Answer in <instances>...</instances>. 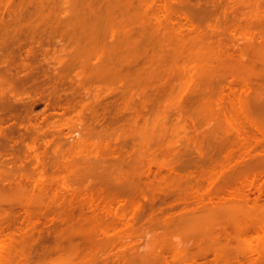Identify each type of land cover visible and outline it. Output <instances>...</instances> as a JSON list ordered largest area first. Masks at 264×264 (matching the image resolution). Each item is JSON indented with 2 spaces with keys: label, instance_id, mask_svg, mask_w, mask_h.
I'll return each instance as SVG.
<instances>
[{
  "label": "rangeland",
  "instance_id": "obj_1",
  "mask_svg": "<svg viewBox=\"0 0 264 264\" xmlns=\"http://www.w3.org/2000/svg\"><path fill=\"white\" fill-rule=\"evenodd\" d=\"M21 1L0 0V231L14 236V243L6 246L10 253L3 255L5 260L1 256L0 264L259 263L264 247L259 254L257 249L262 248L257 243L260 240L256 238L259 237L256 235L255 240L251 223L249 226L246 224L252 222H248L249 216L253 220L264 221V178L252 180L251 168L240 155L246 154L247 150L250 154L256 151L264 153V136L257 132V129H264V106L262 104L263 111L255 108V104L260 107V101L264 100V95L260 99L258 93H264V67L260 63L257 64L260 66L250 64L263 72L259 73L256 67L252 70L253 75L245 73L251 72L248 70L251 67L245 70V65L249 66L248 59L253 57L256 60L250 51L251 42H255V46L264 45V41L260 42L264 40V0H156L152 6L143 7H147L149 13H159L162 24L177 36L181 31V37L186 35L191 21L200 29L201 38L209 39L205 45L209 43L208 46H212L221 41L225 47L221 50L227 48L228 51H224H227L225 55L229 53L228 57L232 55L240 59L242 49L247 46L244 54L253 56L243 57L247 64L241 65L240 71L236 69L239 74L244 73V79L253 78L249 77L252 81L248 78L251 93L245 99L248 104L244 106L249 110L244 116L245 109L243 113L242 110L239 112L237 107L240 104L235 100L239 93L233 96L228 89L230 86L236 89L235 93L240 91L241 84L238 83L243 79L236 78L238 72H233L237 76L230 75L233 79L227 78L233 69L228 60L226 66L231 65V70H219L225 65L213 67V70L218 67L219 72L208 73L207 77L213 78L210 83L211 80L207 79L208 85L204 82L206 79H200L203 81H199L198 86L196 82L189 88L180 89L179 82L176 83L178 74H173L176 77L168 75L172 79L177 78L172 83L171 78L166 76V82L159 74L160 82H165L161 83L162 86L155 78L152 82H157L160 87L154 83H148L150 87L145 84L147 94H142L144 98L140 101L141 94L137 89L142 90L143 84L138 85L140 88L135 86L133 91L140 95L136 94L138 99L133 98L134 95L129 100L130 94H127L129 97L125 95V89L117 78L101 71L102 63L99 69L96 67L104 57L102 55H107L103 52L100 55L103 36L93 40L80 36L77 40V35H67V20L61 10L74 5L77 0ZM40 1L42 7L39 6ZM204 9L207 12L204 13ZM211 51L208 60L217 62L218 58L215 59V53ZM256 55L257 58L264 56ZM253 59L251 61L255 62ZM178 69L176 72L180 73L181 66ZM216 76L226 77L218 82ZM116 85L121 87L119 92L123 89L127 99L119 92L115 95L104 90L110 87L112 91ZM256 92L260 101L257 94L253 96ZM255 97L258 99L256 103ZM202 102L207 104L203 103L205 108ZM139 146L152 150L158 148L156 151L161 153L155 156L157 152L153 150L154 156H139V153L123 155L121 152L115 156L113 152L116 147L129 150ZM161 148L166 153L168 150L180 151L183 155L180 162L185 163L184 168L179 167V158L175 161L168 154L163 155L166 153ZM196 148L202 149L207 156L199 157ZM169 161L171 165L178 161L177 167L183 168L181 175L194 174L198 180L191 179L193 176L187 179L188 176L183 175L185 182L181 189L173 184L180 190L168 187V182L174 178L170 180L167 171L161 167L170 164ZM38 172L44 174V179ZM117 177L124 186L116 189V196V193L108 196L106 182L112 183ZM231 177L236 178L235 183L229 181L226 187L224 184V189L221 188L224 180ZM130 178L140 183L139 188L131 189L126 185ZM32 179L42 180L43 186L33 188ZM174 181L183 182L181 179ZM197 183L199 195L195 196L193 189ZM151 185H157L158 193ZM160 186L164 188L163 192ZM219 186L224 197L229 188L230 191L235 188L241 200L230 199L234 201L230 202L225 198L226 202L233 204L222 202L221 206H236L233 210L238 211L227 214L233 210H223L218 205L223 214L227 211V215L222 216L221 209L217 207L219 200L213 203L219 212L215 211L218 216L213 215L215 219L217 217V225L214 222L216 226H213L214 230L211 227V232L206 228L210 227L207 220L212 216L211 208L214 206L208 198L210 196L204 192L211 187L219 189ZM150 188L158 195L152 197L154 191ZM226 197L229 198L228 195ZM121 198L124 199L121 200L123 204L125 200L134 204L121 205L118 202ZM137 202L140 203L141 215L134 206ZM238 207L245 209L248 218L239 214L242 208ZM116 212L124 214L126 219L115 226L110 225L108 217ZM134 213L141 216L137 217L134 225L136 234L131 230L134 229L131 223L135 220L130 221L131 228L127 224ZM71 214L73 219H68ZM229 215L231 219L235 215L234 219L238 218L235 222L238 220L241 226L250 229L240 228L239 236L234 231L237 238L233 237L231 231L236 229L230 228ZM210 220L213 225V218ZM128 231L135 234L133 240L127 238L131 237L126 236ZM116 232L125 238H120ZM21 250L28 256L24 254L23 257L27 258L20 257L23 254Z\"/></svg>",
  "mask_w": 264,
  "mask_h": 264
},
{
  "label": "bare ground",
  "instance_id": "obj_2",
  "mask_svg": "<svg viewBox=\"0 0 264 264\" xmlns=\"http://www.w3.org/2000/svg\"><path fill=\"white\" fill-rule=\"evenodd\" d=\"M174 1H177V0H174ZM19 2L21 3L22 1L19 0ZM155 2H156V0H77V2L74 5H72V6L68 5V6L62 8V10H61V13H62L63 17H65V19L67 20V23H66L67 35H71V36L77 35V40L80 38V36H85L86 38H90L92 40L95 39V38H97V37H100V35L103 36V37H101V38H103V39H101V40H103V51H100L101 52L100 55H102L103 53H107V55L106 54H103L102 55V56H104L107 59H104V57H102V56H101L102 57L101 58L98 55L100 53L99 52L97 55L101 59L98 58V59H100L99 60L100 62H97L98 66H96V67L98 69L101 67L100 68L101 71H103V72L105 71V72H107V73H109L111 75H114L117 78V82L120 83V84H122V87H124V89H125L124 90V93H126L125 95L130 94L129 95L130 98H128L129 100H131V99H133L135 97H137V99H138V96H136L137 93H135V91H133V87L136 86L135 88H140V87H138V85L140 86L141 84H143V85H141V88H140L142 90H138L137 89V91L141 94V96H139V101H140V99L144 98V95L147 94V91L146 92L144 91L147 88L146 86L148 85V87H150V85L148 83H152L153 84L154 82H152V81H154V78H155V81L158 79L157 82L160 83V85L162 86V84H161L162 82H164V81L167 82V80L171 78V77H168V75L169 76L170 75L174 76L173 75L174 73H176V76L178 74L177 77H179V79L174 78V77H176V76H174L173 77L174 79H172V78L170 79V83H172L171 81H174L175 79H177L178 81L177 80H175V81H177L176 83L179 82V84H177V85H179V88L180 89L189 88L193 84H196V82H197L196 85L198 86V82L200 81L202 83V81L204 79H206V81H204V82L207 83L209 80L213 79L212 77H210V79L207 77L208 76V73L210 74V72L211 73L214 72V74H215V72L219 69L217 67L216 68L217 70H213V69H215V68H213L215 66H220V67L222 66L223 67L225 65L223 67L224 69L223 68H220L219 69V70L222 69V71L225 72L226 69H228L229 71L231 70V65H228V67L230 66V69L226 65L229 64V63L230 64H233L232 65L233 66V69H232L233 71L232 70H231L232 72L230 71L229 76L230 75L231 76L232 75L234 76L236 73L233 74V72L240 71V69L243 67V66L241 67V65L247 64V63H244L245 58H247V57L250 58L251 56H253L252 54H249V53L244 54V52H245L244 50L247 47L246 46L244 49H242L243 50V53L241 52L242 50L239 52V54L242 53V55L240 56V59H239V57H232V55L230 54L231 55L230 57L234 58V60H235V58L237 59V61L236 60L234 61V60H232V58L228 57L229 55L226 56L229 53H227L225 55V53L228 51L227 48L224 49V50H227L226 52L224 50H221V49H223L225 47H223L224 44H222V42L219 41V40L216 41L217 42L216 45L214 43V45L216 46V49H215V46L214 45L211 46V44H210L211 49L209 50V48H208V47H210V46H208L209 43H207L205 45V43L208 42L209 39H207V38L206 39H202L203 36L201 38V34L202 33L200 32V29H198V27L194 26L191 21H190L191 23L189 22V24H191L190 25V29L188 27L186 29L188 31V32L186 31L187 32L186 35L183 36V37H181L182 36V32H183V31H181V32L178 33L179 36H177L175 33L168 31L167 30V26L164 25V24H162V20H161L162 16L159 13L154 14V13H149L147 11V7L148 6H152ZM41 5H42V1L39 2V6H41ZM144 6H147V7L143 8ZM203 11H204V13H205V11L207 12V10H205V9ZM245 34L247 36L250 35L249 33H245ZM263 41L264 40L261 39L260 42L263 43ZM251 44L252 45L250 47L251 48L250 51H251V53L253 52V54L255 56L254 58H256V60H259L260 58L264 60V56H263V58H262V56L261 57H258V58L256 57L257 56L256 54H258V55L259 54L260 55L263 54L264 55V53H263L264 52V45L263 44H261V45L258 44L260 46L259 47L257 44L255 46V42L254 43L251 42ZM262 45H263V47H262ZM221 46H222V48H221ZM252 46L255 47V48H253ZM257 46H258V48H260V51H259L258 48H256ZM248 47H249V44H248ZM213 49L215 51H213ZM252 49H254V50L252 51ZM255 50L257 51V53H254V52H256ZM210 51L213 52V53H215L214 54L215 55V59L218 58V59H216L217 62L214 59H212L215 62L214 63V66H213V61L211 59H210L211 61L208 60L210 58L209 57ZM248 51H249V49H248ZM187 52H188V54H186ZM189 52H190V54H189ZM246 52H247V50H246ZM191 53H192V55H191ZM239 54H238V56H239ZM246 55H249V56H246ZM243 57H245V58H243ZM251 58L253 59V57H251ZM251 58L248 59V60L250 62H252V63H250L248 61L249 66L248 65H245L246 67L244 66L245 67V70H247L246 69L247 67L248 68L251 67V69L250 68L248 69V70H251V72L245 71L246 75L248 73H249V75H251V74L253 75L252 70L253 69H256L257 66H260L261 65V67L262 66L264 67L263 60L260 59L259 62H257L255 59H253V60H255V62H257L256 64H253L254 61H251L252 60ZM238 59H239V63L243 60L242 61V64L240 63L239 66H237L239 63H236V62H238ZM227 60L229 61V63H227ZM230 60L232 62L234 61L235 63L234 62L233 63L230 62ZM101 61H103V62H101ZM209 61H210V63H208ZM245 61L247 62V59ZM178 62H180V63H178ZM218 62L220 64H218ZM262 62H263V64H262ZM101 63H102V65H101ZM211 63H212V66H211ZM216 63L218 65H215ZM259 63H260V65H257ZM250 64L257 65V66H255V68H253L254 66L252 67V65H250ZM179 65L181 66V71H180V73H177L176 71L177 70L178 71L180 70V69H178V68H180ZM235 65L237 67H234ZM175 68H177V69H175ZM238 68H240V69L238 70ZM259 69H261V68H258L257 71L260 73L261 70H259ZM219 70L216 72V74L219 72ZM254 72H255V70H254ZM261 72H263V70ZM159 74H161V77L163 76L164 78L167 76L168 79H166L167 78L166 77L164 81L162 80V82H160L161 81V77H160ZM223 74H225V73H223ZM238 74H239V72H238ZM240 74L239 75L242 76V77H240L239 75H238V77H236V78L243 79V81L241 83H238V85L241 84V87L239 86L240 91H238V92L235 93L236 89L234 90V88L232 89V88H230V86L228 87V89H230L229 91H231V94H233V96H235L236 94L239 93V96L236 95V97H235V98H238V99H235V100H238V102H239L240 105L238 106L237 105L238 102L236 101L237 102L236 105L238 106V107L237 106L236 107L239 110V112H240V110H242L241 113H243V108L245 109V112L246 111L248 112V110H249V109H247L248 107L246 106L247 107L246 108L244 105L248 104L247 100H245V99L246 98L248 99V97L250 96V94H249V93H251L250 84H251V81L252 80L249 78L251 76L247 77V79H244L243 78V75H242L244 73L241 72ZM262 75H259V76H261V79H263L262 78ZM156 76H158L159 78L156 77ZM204 76H206V77H204ZM229 76H227V78H229V79L230 78H232V79L234 78V77H231V76L229 77ZM235 76H237V74ZM216 77L218 78L219 76H216ZM225 77L226 76H224V78ZM217 78H216V80H218V82H220L221 80L224 79V78L221 79V76L219 77L220 79L219 78L217 79ZM248 78L251 81H249ZM148 79H151V81L148 80ZM200 79H203V80H200ZM207 79H208V81H207ZM144 81H145V83H144ZM212 81L213 80L209 81V83L212 82ZM156 83H154V84L157 85V86H159V84H156ZM145 84H147V85L144 86ZM152 84H151V87L152 86L155 87V85H152ZM199 85H200V83H199ZM207 85H208V83H207ZM117 86L118 85H116V87L114 86L115 88L114 87L111 88V89H113L112 91L110 90V87H107L104 90L106 91V93H108L110 91V93L113 92L115 95H116V93L118 95V92H119V90H120L121 87L118 88L119 86L118 87ZM143 92H145V93H143ZM119 93H121L120 95L123 96L124 95L123 94V89H121V92H119ZM258 93H260L259 94L260 96L261 95H264L263 92H262L263 94L260 91ZM142 94H144L143 97H142ZM256 94H257V92L253 96H257L258 95V94L257 95ZM125 95H124V97H125ZM259 95H258V99H259ZM127 96L125 97L126 99H127ZM131 97H133V98H131ZM175 98L176 97L172 98V101ZM261 98H262V96L260 97V99ZM255 99L254 100H255V103H256L258 99L256 97H255ZM260 99H259V101H260ZM263 99H264V97H263ZM142 102H145V100H143ZM203 103H204V105H207L206 103H209V101L206 100V103L205 102H202V105H203ZM262 104L264 106V100L260 101V105H261L260 107H259V104L258 105L255 104V108L256 109L259 108V109H261L263 111V108L264 107L262 106ZM204 105H203V107H204ZM241 106H242V109L239 108ZM247 112L245 114H242V116L247 115ZM245 119H247V118H245ZM257 132L259 134H261L262 136H264V129H257ZM116 148H117V150H119L118 152H117ZM116 148L113 149L114 150L113 152H114V155L115 156H118L119 154H121V152H122V154L123 153H125V154L127 153L128 155H130V154L133 155V154L137 153V155L140 154L139 156H144V154L145 155L147 154V155H150L151 156L158 149V148L156 150L153 149V150H155V151H153L152 149L148 148L147 146H139V148L138 147H136V148L135 147H132L131 149H129V150L127 149L126 150V148L123 147V150H124V152H123V150H122L121 147H116ZM119 148L121 149V151H120ZM161 149H162V152L166 153L165 151H163V148H161ZM95 150L98 151V149H96V148H95ZM171 151L172 150H168L167 151L168 153L163 154V155H167L168 154L169 156L172 157L171 159H173V160H175V159L178 160V158H179L178 161L180 162V158H182V156H183L180 153V151H177V149L173 150L172 152ZM249 151L247 150L246 151V154L243 152L246 155L245 157H243L244 154L243 155L241 154L242 156L240 155V157H242V160H245V161L248 162L249 168H251V172H252V177H251L252 180H256L257 178H264V153H262V151L260 153L259 152L256 153L257 152L256 151V152H252L250 154V153H248ZM115 152H117V153H115ZM156 152L157 153L154 154L155 156H157V154L161 153V152H158V151H156ZM170 152H171L172 155L170 154ZM195 152L198 153V156L199 157L207 156V155H205V152L202 149L196 148L195 149ZM263 152H264V150H263ZM125 154H123V155H125ZM179 154H181V156ZM174 156H175V158H174ZM178 156H180V157H178ZM36 158H37V155H36ZM175 161H174V163H172V165H171V163L169 161L170 164H167V165L165 164L161 168H163V170H166L167 171V173L169 174L170 180H171V177H172V179L174 178V180H176V181L177 180H180V179L183 181V179L185 178V176H183V175H187L188 176L187 179H188L189 176H190L189 174H183V175H181L182 174L181 171L184 168L183 165H185V163L183 162V164H182V162H180L182 164V166H181L180 163L178 164V161H177V163H175ZM173 164H176V165H173ZM177 164L179 165V167H183V168H181V169L178 168L177 167L178 166ZM38 173L40 175V178L41 179H44V174L41 173V172H38ZM193 175L194 174H192L191 176H193ZM182 177H184V178H182ZM193 177H191V179L194 180L197 176L194 177V178ZM2 179H3V181H6L7 180V178H2ZM167 179H168V177H167ZM174 180H171L170 182H168V183H170V185H167V186L168 187L170 186V187L173 188L175 185H178L180 187V189H181L182 188V185L181 184H183L185 181H183L182 183L179 184L180 181L179 182L177 181V183H176ZM195 180H198V179H195ZM226 180H224L225 182L223 183V185H221V186H223V187H221L223 189L226 187V185H227V183L229 181H231V183H235L234 180H236V178H234V177L232 178L231 177L230 180L229 179L227 181ZM232 180H233V182H232ZM40 181H37V180L32 179L31 180V184H32L33 188H41L43 186V183H42V180H40ZM164 181L166 182V179ZM173 181H174V183H173ZM110 182L111 181L106 182L107 184L105 183L106 184L105 185V191H106L107 194L108 193L110 194V195L108 194V196L113 195V193L114 194L116 193L114 195V196H116L117 195V190L116 189L117 188L118 189H121V187H123L124 184H122L120 177H117L116 179H114V182L113 181H112V183H110ZM126 183H127L126 185L129 188H131V189H133V188L137 189L140 186V183L139 182H135L131 178H130V180H127ZM168 183L166 182V184H168ZM173 184H174V186H173ZM224 184H225V187H224ZM63 185L67 187L66 182H63ZM159 185H160V183H158V186ZM196 185L198 186L199 183L195 184L194 186L196 187ZM151 187H155L154 190H156V192L158 193L159 188H157V185H153V186L151 185ZM177 187L176 188L174 187V188L177 189V190H180ZM161 188H160V190L163 192V189L164 188L163 187H161ZM212 189H215V190H212ZM152 190L153 189H151V191ZM193 190H194L193 194L195 196L199 195L198 194L199 188L197 189V187H196ZM221 190L222 189H220V186H219V189L218 188H212L211 187L209 190L207 189L204 192V195L206 194V196H210L208 198L210 199L212 205H213V203H215V201L219 200L217 203H220V204H217V207H218V209H221V212L222 213L220 212V216L227 215L228 213H232V212L236 213L238 210L237 211L233 210L234 207H236V206H233V208H230L232 206H229V207L226 206V205H224L225 207H222L223 205L221 206V204H223V203L224 204H227V205L233 204V203H230L232 200H236V199H239L240 198V196L238 198V195L239 194L237 195L236 189L234 188V190L231 189V191H230V188H229V192L230 193L228 192L226 194V196L228 195L229 198L226 197V196L224 197L225 194L222 196ZM151 191H150V193H152ZM111 192H112V194H111ZM154 192H153V195H151L152 197L158 195L156 192L155 193ZM220 193H221V195H220ZM221 196H222V198H221ZM143 197L146 199V196L145 195H143ZM225 198L226 199H229L230 202L229 201L226 202L225 201L226 200ZM230 199H232V200H230ZM121 200H124V199L121 198L120 200H118V202L119 201L121 202V205H125V203L126 204H129V205L134 204V203H131L130 204V201L128 203V201L126 202V200H125V202L123 204V201H121ZM240 200H241V198L239 199V201ZM120 202H119V204H120ZM232 202H234V201H232ZM244 204H246V203L244 202ZM218 205H220L222 208H224L223 210H225V209L231 210L232 209L233 211H230V212L225 211V214H223L224 212L222 211V208L220 206H218ZM134 206L138 209L136 211L138 213H140V211H139L140 210V203L137 202L136 205H134ZM226 207H228V208H226ZM216 208H215V206L211 208L213 210L212 211L213 214L207 220L208 221L207 225L208 226L210 225V227H207L206 228V224H204L205 225L204 227L206 228L207 231L210 230L211 227L214 230V227L217 225V222H215V220L217 219V217H216V219H215V217H213V215L214 216H216V215L218 216V214L215 213V211H216L215 209ZM238 208L241 209L242 207H238ZM239 211H240L239 214L241 213L242 215H245L246 216L245 209L243 211V208H242ZM241 211L242 212H245V213H242ZM226 212H227V214H226ZM141 213H140V215H141ZM137 215H139V214H135L134 213L130 217L129 221L127 220V224H128V226H130V228H131V225L132 224H133L132 226L134 227V225H135V223L137 221V217H139V218L141 217V216H137ZM230 215L232 216L233 214H230ZM230 215L227 217L228 219H230L229 221H231V222L234 221L235 222V220L238 219V218L234 219L235 218V215H234V218L231 219V216ZM236 215L238 216V214H236ZM142 216H143V214H142ZM248 216H246V217L248 218ZM73 217L74 216L71 214V215L68 216V219H73ZM211 217L214 220L213 221V225H212V221L210 220V219H212ZM108 219L110 221L108 220L107 223H110V225L111 224L112 225L114 224V226H115L116 223L121 222V221L125 220L126 218H125V215L124 214H120V213L116 212L113 215H111V217L109 216ZM249 219H247L248 222L251 221V220H252V222H249V224L247 223L246 226L247 225L249 226L250 223H251V225H250L252 227L251 230L254 231L252 234L255 233L254 234L255 236H253L254 239H255L256 235H257V237H259V238H256V239L260 240V241L257 240L258 241L257 243L258 244H261L260 247H262V248H258V246H259L258 244H256V248H258L257 251L259 250L258 252H259V254H261L263 251L261 250L262 251L261 252L260 249H263V247H264V221L263 220H253V218L251 219L250 216H249ZM133 220H135V222L134 223L133 222L131 223L130 221H133ZM214 222H215L216 225L214 224ZM231 222H230V228L235 227V229L237 230L236 231V230L233 229V232L231 231V233L234 235L233 237H236L237 238V236H236L237 233H238V236H239V233H240L241 230H238V229H240V228L242 230L243 229L244 230L250 229V227L249 228H246L244 225L241 226V223H239L238 220L235 222L236 224L235 223H232V225H231ZM130 223H131V225H129ZM238 223H239V226H241V227L237 226ZM204 227H203V230H205ZM236 227H238V228H236ZM212 229L210 230L211 232H212ZM131 230L132 231L134 230L133 232H135V227H134V229L132 228ZM131 230H129V231H131ZM251 230H249V231H251ZM113 231L115 232L116 230H113ZM234 231L237 232V233L234 234ZM136 232H135V234H136ZM211 232H209V234ZM130 233H132V232H129V234L126 233L127 235L126 234H123V235H126V236L129 235L131 237H127V238H130V239L132 238V240H133V237H135L134 236L135 234L132 233L133 235L132 234L130 235ZM116 234H117V232H116ZM116 234H113V235H116ZM262 234H263V236H262ZM118 236L120 238H123V239L125 238V237H122L120 235H118ZM119 237L117 239H120ZM231 237H232V235H231ZM113 239H116V238H113ZM13 243H14V236H13V234L12 235H5L2 231H0V250L1 251L3 250L4 252L6 250L5 253L4 252L3 253H0V254H2V255H0V260L1 261H2V259L5 260V258H6V257H3L4 254H6V256H7V254L10 253L9 252L10 251V248L8 250L6 248V246L9 247V245H12ZM4 248H6V249H4ZM122 251H125L126 252V250H122ZM122 251H120L119 253H121ZM21 252H22V250H21ZM125 252H123L122 254H124ZM258 252H256V253H258ZM24 254L25 253H23L20 257H22V258L25 259L28 256H27V254H25L27 257L26 256L23 257ZM117 256H119V255H117ZM262 256H263V258H262ZM124 257L125 256H123V259L122 260L125 259ZM260 257H261V261H260V258H259V261L260 262H263V264H264V254L262 253L260 255ZM262 259H263V261H262ZM260 262L259 263L257 262V263L260 264Z\"/></svg>",
  "mask_w": 264,
  "mask_h": 264
}]
</instances>
